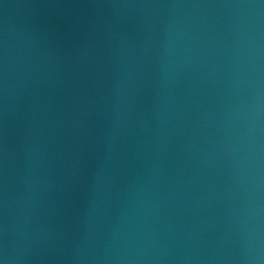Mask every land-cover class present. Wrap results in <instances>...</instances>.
<instances>
[{
  "label": "water",
  "instance_id": "obj_1",
  "mask_svg": "<svg viewBox=\"0 0 264 264\" xmlns=\"http://www.w3.org/2000/svg\"><path fill=\"white\" fill-rule=\"evenodd\" d=\"M0 264H264V0H0Z\"/></svg>",
  "mask_w": 264,
  "mask_h": 264
}]
</instances>
